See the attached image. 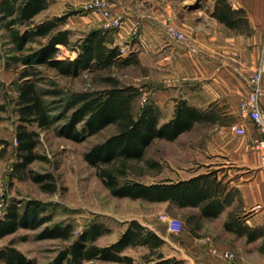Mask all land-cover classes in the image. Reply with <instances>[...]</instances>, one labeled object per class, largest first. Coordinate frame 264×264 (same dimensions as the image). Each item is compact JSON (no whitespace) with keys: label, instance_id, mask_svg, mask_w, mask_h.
Wrapping results in <instances>:
<instances>
[{"label":"trees","instance_id":"1","mask_svg":"<svg viewBox=\"0 0 264 264\" xmlns=\"http://www.w3.org/2000/svg\"><path fill=\"white\" fill-rule=\"evenodd\" d=\"M51 1L2 0L0 4L14 48L21 52L15 59L24 66L16 101L19 122L15 134L16 160L11 176L29 177L45 192H55L58 179L53 172L35 173L31 169L33 162L44 158L37 149L41 131L58 125L56 131L60 136L80 142L114 125V133L95 143L84 155L85 161L97 168L98 176L114 196L151 203L169 201L181 209L198 207L197 215H188L190 222L219 216L225 207L221 199L224 186L212 171L187 179L167 178L153 183L136 178L144 173L137 163L145 159L156 139L173 141L190 131L196 123L220 120L218 103L201 108L184 98L176 99L173 117L162 122L160 107L155 102L136 109V99L143 93L141 87L122 83L111 74L103 77V88L70 95H64L60 88L42 87L46 80L40 73L42 66L53 68L62 76H78L83 71L106 70L139 62L133 56L123 57L121 46L114 44L113 32L107 28H91L74 41L71 30L61 28L71 12L36 23L34 17L47 9ZM214 14L231 28L240 27L244 18L243 10L233 9L228 0H218ZM19 25L23 29H17ZM33 43L39 45L33 47ZM62 45L78 49L77 56L74 59L61 58ZM4 108L0 104V109ZM0 145L7 150L9 140L0 138ZM147 163L151 168L159 166L156 160H147ZM7 207L6 214L0 218V238L20 229L41 228L38 239H72L49 264H85L98 260L133 264V256L124 252L140 245L150 249L146 254L147 264H184L174 257L164 258L160 250L165 242L163 237L138 219L130 220L116 241L102 246L97 239L110 231L102 222L89 224L76 236L74 224L54 220V210L39 199H12ZM2 261L6 264H38L35 258L16 247L15 239L0 249Z\"/></svg>","mask_w":264,"mask_h":264},{"label":"crops","instance_id":"2","mask_svg":"<svg viewBox=\"0 0 264 264\" xmlns=\"http://www.w3.org/2000/svg\"><path fill=\"white\" fill-rule=\"evenodd\" d=\"M228 1L233 9L243 10L242 25L231 28L219 20L214 14L218 0H214L210 10L205 13L209 25L200 28L193 39L197 47L195 51L187 42H174L166 30L170 16L172 24L184 31H190L193 18L186 17L184 21L178 19L179 6L177 7L174 0H134L133 7L128 6L126 0H110L115 13L129 15L113 34L114 44L120 45L121 41L128 39L135 20L143 16V26L138 35L141 45L138 48L139 59L142 62L150 59V63L155 61L165 64L176 73L175 78L168 84L177 93L173 96V112L162 122L173 117L176 99L179 98H184L191 105L201 108H208L212 103H218L219 106L224 104L226 107L223 111L226 113L238 110L241 114V102L248 94L246 79L262 60L264 0ZM1 2L2 0L0 4ZM89 2L90 0H52L47 9L34 17V21L40 23L71 11L81 10ZM144 4L150 6L140 9ZM76 21L80 22V28L85 32L104 25V17L90 10L69 15L61 28L71 30L74 36ZM260 99L264 110V94ZM239 123L247 129L245 134H236L231 125L237 123L232 121L220 119L206 123L213 132L203 142L205 171L197 170L195 174L181 178L187 179L210 171L216 173L224 186L221 199L225 207L219 216L192 220L177 238L171 237L170 233H166L157 225L135 217L163 237L165 242L160 250L164 258L174 257L184 261V264H264V171L262 151L256 145L261 136L253 122L243 120ZM185 133L187 132L180 136ZM167 178L181 180L172 176ZM158 203L168 206L171 202ZM184 209L196 215L200 211L198 207ZM6 237L0 238V249L9 245L2 242ZM97 243L106 245L99 240ZM15 245L18 247L16 242ZM128 249L150 251L144 245L129 247L126 250ZM148 252L139 260L131 255L134 263L147 264ZM0 264L6 263L2 261ZM103 264L125 263L104 261Z\"/></svg>","mask_w":264,"mask_h":264},{"label":"rangeland","instance_id":"3","mask_svg":"<svg viewBox=\"0 0 264 264\" xmlns=\"http://www.w3.org/2000/svg\"><path fill=\"white\" fill-rule=\"evenodd\" d=\"M126 1L128 6L133 7L135 5L134 0ZM174 1L177 7L179 6L178 19L184 21L186 17L193 18L190 31H185L188 35V41L186 42L192 45L197 31L209 25L205 13L210 10L214 0ZM148 6L150 5L144 4L140 9H146ZM83 11L87 12L82 8L75 12L71 11V13L76 14ZM121 15L124 17V23L129 15L127 13ZM75 24L77 27L74 31L73 40L77 41L87 32L80 28V22L76 21ZM16 28L23 29V26L19 25ZM119 28L107 29L114 34ZM166 34L170 36L169 33L166 32ZM138 35L133 34L132 31L131 36L125 41H121L120 45L127 44V53L123 57L133 56V59H138L139 62L106 70L83 71L78 76H62L55 69L42 66L40 73L46 80L41 86L47 89L60 88L64 91V95H70L78 91L103 88L105 86L102 80L103 77L111 74L119 78L122 83L137 85L142 88L143 93L135 102L136 109L142 108L146 103L153 101L160 107L161 120H165L174 108L173 96L177 93L168 84L171 83L170 80L175 78L176 73L168 69L165 64H159L155 61L150 63V59L142 62L138 55V48L141 46L138 42ZM172 40L174 42L178 41L173 37ZM31 45L34 47L39 44L33 43ZM61 48V58L70 57L74 59L78 54V49L64 45ZM20 53L14 48L11 34L6 26V20L3 13H0V81L2 83L0 104L5 107L0 109V138L9 140L7 150H4L0 145V199L5 198L8 202L12 199H39L44 204H48L50 210H54V220L66 223L68 221L72 222L75 226L76 236L80 235L82 230L89 224L96 221L102 222L110 231L97 240L106 245L116 241L123 234L122 232L128 226L129 221L135 219V217L157 225L166 233H170L173 238L183 234V230L190 223L188 220L189 210L181 209L171 203L166 206L158 202L149 203L142 199L116 197L106 188L100 176H98L97 168L92 167L85 161V153L95 143L104 141L114 133V125H110L108 128L80 142L60 136L56 131L58 125H53L50 129L41 131V142L37 149L44 158L33 162L31 169L35 173L53 172L58 179V188L55 192H45L39 183L37 184L29 177L19 179L11 176L13 163L16 160L15 146L17 140L15 134L19 122L17 121L18 106H16V101L19 94L18 87L22 81L20 75L24 68L23 64L15 59ZM225 107L224 104L217 106V112L222 121L237 123L245 120L238 110L234 113H226L223 111ZM212 132L213 129L210 126L204 122H199L194 129L192 128L190 132L187 131L176 140L156 139L149 147L145 159L137 163V167L144 173L136 178L150 183L161 181L167 176L181 179L195 174L197 170L204 172L203 142ZM147 160H156L159 162V166L151 168ZM163 213L183 220L182 232L177 233L168 228L167 222L161 217ZM40 230L41 228L39 230L20 229L15 234L4 238L2 242L10 243L12 239H15L17 246L29 257L35 258L38 264H49L62 248L68 246L72 239L68 241L38 239L37 234ZM148 251L145 249H128L124 254L133 255L139 260ZM93 262L95 264L104 263L100 260ZM85 264L91 263L87 262Z\"/></svg>","mask_w":264,"mask_h":264},{"label":"built area","instance_id":"4","mask_svg":"<svg viewBox=\"0 0 264 264\" xmlns=\"http://www.w3.org/2000/svg\"><path fill=\"white\" fill-rule=\"evenodd\" d=\"M84 10L96 11L104 17L105 28H119L123 24L124 17L120 13H115L110 0H90L88 4L83 7ZM143 26V17H138L135 20L134 27L132 29L133 34L138 35ZM166 30L170 35L181 42L188 41V35L178 26L176 27L171 23V17L169 16L166 24ZM123 54L127 53V44L120 45ZM193 50H197L195 44L191 45ZM264 76V47L262 50V60L259 65L250 73L246 79V85L248 86V94L243 98L240 111L243 118L247 121L253 122L256 128L260 132V138L257 141V147L262 151V170L264 171V110L262 109L260 97L264 94V84H262ZM231 129L236 134H245L247 129L239 122L231 125ZM13 169V167H12ZM9 202L5 198L0 199V218L3 217L7 212V206ZM161 217L167 222L168 228L172 231L182 232L183 220L178 217L170 216L169 214H162ZM231 256H233L231 254Z\"/></svg>","mask_w":264,"mask_h":264}]
</instances>
